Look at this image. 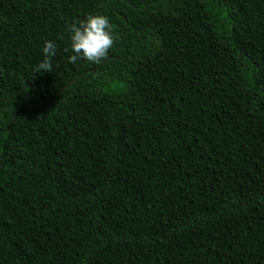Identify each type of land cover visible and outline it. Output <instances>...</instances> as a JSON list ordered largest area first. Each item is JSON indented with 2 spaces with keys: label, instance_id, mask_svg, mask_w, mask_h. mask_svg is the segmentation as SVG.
Instances as JSON below:
<instances>
[{
  "label": "trees",
  "instance_id": "16d2710c",
  "mask_svg": "<svg viewBox=\"0 0 264 264\" xmlns=\"http://www.w3.org/2000/svg\"><path fill=\"white\" fill-rule=\"evenodd\" d=\"M0 264H264V0H0Z\"/></svg>",
  "mask_w": 264,
  "mask_h": 264
},
{
  "label": "clouds",
  "instance_id": "9594fccd",
  "mask_svg": "<svg viewBox=\"0 0 264 264\" xmlns=\"http://www.w3.org/2000/svg\"><path fill=\"white\" fill-rule=\"evenodd\" d=\"M70 47L74 55L68 60L75 64L78 59L99 64L108 56L116 37L108 17L101 14H88L85 19L78 20L69 27ZM68 49H65L67 51ZM42 52L43 60L37 65L35 71L51 72V58L56 55V44L45 41Z\"/></svg>",
  "mask_w": 264,
  "mask_h": 264
}]
</instances>
